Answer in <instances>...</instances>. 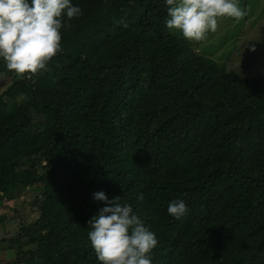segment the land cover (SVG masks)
<instances>
[{
  "label": "trees",
  "instance_id": "trees-1",
  "mask_svg": "<svg viewBox=\"0 0 264 264\" xmlns=\"http://www.w3.org/2000/svg\"><path fill=\"white\" fill-rule=\"evenodd\" d=\"M72 3L48 70L0 90L1 263L100 264L86 221L102 190L156 234L152 264H264V76L170 32L163 0Z\"/></svg>",
  "mask_w": 264,
  "mask_h": 264
},
{
  "label": "clouds",
  "instance_id": "clouds-1",
  "mask_svg": "<svg viewBox=\"0 0 264 264\" xmlns=\"http://www.w3.org/2000/svg\"><path fill=\"white\" fill-rule=\"evenodd\" d=\"M165 27L179 32L190 42L204 40L215 32L220 18L240 19L247 12L240 0H163ZM82 14L72 0H0V61L17 75L47 69V62L61 50V29ZM102 202L86 221L87 239L100 264H152L151 251L157 245L151 231L120 195L109 198L94 191ZM143 195L137 196L142 200ZM187 212L183 199L167 205V213L180 219Z\"/></svg>",
  "mask_w": 264,
  "mask_h": 264
},
{
  "label": "rangeland",
  "instance_id": "rangeland-1",
  "mask_svg": "<svg viewBox=\"0 0 264 264\" xmlns=\"http://www.w3.org/2000/svg\"><path fill=\"white\" fill-rule=\"evenodd\" d=\"M248 4V14L244 19L234 18H220L218 20V27L215 32H209L206 38L200 42H192L195 45L196 51L209 56L218 63L226 62L227 68L238 72L241 75L252 77L255 75L264 76V15L262 14V7L264 0L246 1ZM242 3V0H240ZM241 7V5H240ZM179 33V32H177ZM16 74L11 72V75L5 76L0 72V90L7 88L10 84V79ZM30 75H26L28 80ZM41 119L40 116H38ZM33 120L37 118L32 115ZM45 161H42V165ZM32 190L26 188L19 195L20 198L30 199ZM1 204V203H0ZM14 202L4 201L0 205V215L5 214L8 218V212ZM8 221L6 231L10 234L16 233L20 227L21 220L16 219L11 224ZM30 245V244H29ZM27 245V248L29 247ZM1 247V246H0ZM4 253H0V264L4 259Z\"/></svg>",
  "mask_w": 264,
  "mask_h": 264
}]
</instances>
